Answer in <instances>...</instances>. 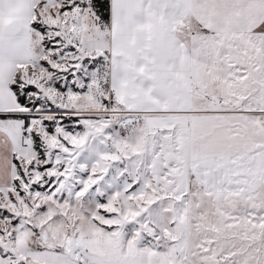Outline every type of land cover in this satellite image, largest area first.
Masks as SVG:
<instances>
[{"label": "snow or ice", "instance_id": "6c2138e0", "mask_svg": "<svg viewBox=\"0 0 264 264\" xmlns=\"http://www.w3.org/2000/svg\"><path fill=\"white\" fill-rule=\"evenodd\" d=\"M0 264H264V0H0Z\"/></svg>", "mask_w": 264, "mask_h": 264}]
</instances>
